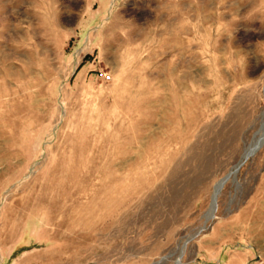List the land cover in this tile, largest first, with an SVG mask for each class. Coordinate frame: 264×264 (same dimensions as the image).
<instances>
[{"label": "rangeland", "instance_id": "374dc122", "mask_svg": "<svg viewBox=\"0 0 264 264\" xmlns=\"http://www.w3.org/2000/svg\"><path fill=\"white\" fill-rule=\"evenodd\" d=\"M263 114L264 0H0V264H264Z\"/></svg>", "mask_w": 264, "mask_h": 264}, {"label": "water", "instance_id": "95a60500", "mask_svg": "<svg viewBox=\"0 0 264 264\" xmlns=\"http://www.w3.org/2000/svg\"><path fill=\"white\" fill-rule=\"evenodd\" d=\"M261 131V136H259L258 140L256 141V143L254 144V147L252 148L251 152L248 154L247 158L251 155H253L255 153V151L257 149H259L261 147V145L263 144L264 142V117L262 116V121L260 123V127L258 129V132ZM257 132V133H258ZM245 158L243 161H240L239 163H237L235 165V168L233 171H231L229 174L225 175L222 179L219 180V182L217 183V188L215 189V191L213 192V194L211 195V201H210V207H211V213H212V217H214V213L216 211V208H217V196L218 194L220 193V190L222 189L224 183L228 180V178L230 177V175L232 176V178L235 177V174L237 173L239 167L243 164V162L247 159ZM194 236V235H193ZM191 236V238L193 237ZM190 238V239H191ZM185 246V244H184ZM182 255V251L180 252V255L176 261V264H179V260H180V257Z\"/></svg>", "mask_w": 264, "mask_h": 264}, {"label": "bare ground", "instance_id": "6f19581e", "mask_svg": "<svg viewBox=\"0 0 264 264\" xmlns=\"http://www.w3.org/2000/svg\"><path fill=\"white\" fill-rule=\"evenodd\" d=\"M263 117H264V114H263ZM257 134H259V136H261V131L260 132H258ZM259 136L253 141V143L255 144L256 143V141L258 140V138H259ZM253 147H254V145H253ZM249 150V149H248ZM248 150H247V152H248ZM231 176V175H230ZM229 179V178H228ZM218 186V185H217ZM217 186L215 187V189L217 188ZM204 218H205V222L206 221H209L210 219H212L213 217H212V213H211V207L209 208V210H208V212L204 215ZM190 239H188L187 241H186V243L189 241ZM185 243V244H186ZM184 250H182V252H183Z\"/></svg>", "mask_w": 264, "mask_h": 264}, {"label": "crops", "instance_id": "0c3cea01", "mask_svg": "<svg viewBox=\"0 0 264 264\" xmlns=\"http://www.w3.org/2000/svg\"><path fill=\"white\" fill-rule=\"evenodd\" d=\"M257 1H263V0H257Z\"/></svg>", "mask_w": 264, "mask_h": 264}]
</instances>
